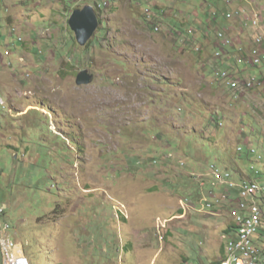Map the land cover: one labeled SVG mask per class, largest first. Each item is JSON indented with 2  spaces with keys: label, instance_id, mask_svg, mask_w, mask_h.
Returning a JSON list of instances; mask_svg holds the SVG:
<instances>
[{
  "label": "rangeland",
  "instance_id": "1",
  "mask_svg": "<svg viewBox=\"0 0 264 264\" xmlns=\"http://www.w3.org/2000/svg\"><path fill=\"white\" fill-rule=\"evenodd\" d=\"M216 1L109 0L86 48L71 0L0 1V264L5 237L29 264L223 259L230 208L192 192L209 189L211 163L230 169L249 148L245 169L264 178V68L248 63L264 0H236L226 31ZM218 32L224 66L262 84L215 78ZM85 69L94 81L77 86Z\"/></svg>",
  "mask_w": 264,
  "mask_h": 264
},
{
  "label": "clouds",
  "instance_id": "2",
  "mask_svg": "<svg viewBox=\"0 0 264 264\" xmlns=\"http://www.w3.org/2000/svg\"><path fill=\"white\" fill-rule=\"evenodd\" d=\"M1 1V0H0ZM74 4H76L77 5V7H75L76 9H83L84 7H86V6H91L93 9H94V11L96 12V14H97V16L99 15V13H97V11L96 10H101L102 12H103V10H104V8H106L107 6H108V4H109V0H94V2H92V3H88V2H80V1H77V0H71ZM219 2L221 1L222 3H224V4H226V5H232V4H234L235 3V1L232 3V4H228V3H226V2H224V1H222V0H218ZM76 9H74V10H76ZM74 10H72L71 11V13L70 14H72V12L74 11ZM146 11V15L147 16H149V18H153L152 17V13H151V11L149 10V9H146L145 10ZM243 13H245V11H242ZM254 13V12H253ZM253 13L251 14V17L249 18V21L251 22V18H252V15H253ZM228 14H232V17H233V12H229V13H226L225 15H224V17L227 19V21H229L230 19L229 18H227V15ZM217 15V17H218V14H216ZM71 16V15H70ZM216 17V18H217ZM70 18V17H69ZM98 20H99V26H100V15H99V17H98ZM217 20H215V22H216ZM251 24H252V22H251ZM152 25L153 26H151V28L155 31V32H157V33H160V31H161V29H160V26H158V25H156L155 24V21L154 22H152ZM253 27V26H252ZM262 27V26H261ZM99 28V27H98ZM156 28H159V30L158 31H156ZM254 28V27H253ZM256 29V28H255ZM14 31H16V29H13ZM98 30V29H97ZM222 30H225L226 31V29H222ZM258 30V29H257ZM74 33V32H73ZM190 34L192 33V31H190L189 32ZM219 33H223V32H218V35H219ZM224 34V33H223ZM75 35V34H74ZM95 35V34H94ZM257 36V35H256ZM255 36V37H256ZM93 38V37H92ZM91 38V39H92ZM218 38H219V36H218ZM91 39L89 40V42L91 41ZM224 39H226V40H228L226 37H225V35H224ZM19 40L21 41V43H22V40L23 39H21V38H19ZM74 40H76V37H75V39ZM194 41V40H193ZM221 41V44L218 46V49H217V52L213 55L214 56V63H215V68H216V70H215V78L216 79H218V77H217V75H216V71L218 70V69H224V70H226V71H229V72H231L232 74H234L235 76H236V78H247V77H255V78H258L259 79V81H260V83L262 84V77H258L257 75L255 76V75H249V76H247V77H244L243 76V74H244V70H242V69H236L235 67H233V66H229L228 68L227 67H225L224 66V61H225V59H226V57H227V54H228V52L226 51V49H228V48H231V42H230V45L229 46H223V41L222 40H220ZM228 41H230V40H228ZM88 42V43H89ZM78 43V42H77ZM87 43V44H88ZM193 43H196L195 41L193 42ZM86 44V45H87ZM86 45L84 46V47H86ZM223 50L224 51V54H223V56H221V57H217L216 56V54L220 51V50ZM196 52L197 53H199L200 52V50H199V47H197L196 48ZM5 55L6 56H10L11 55V52L10 51H8V50H6V52H5ZM254 68H258V67H254ZM263 68H264V65H263ZM85 70H87V69H85ZM83 71V70H82ZM89 71V70H88ZM90 72V71H89ZM80 73V72H79ZM78 73V74H79ZM77 74V75H78ZM92 74V73H91ZM94 76V75H93ZM76 79H77V76H76ZM94 81V80H93ZM218 81L219 82H221L226 88H228L222 81H220L219 79H218ZM93 83V82H92ZM91 83V84H92ZM77 85V84H76ZM90 85V84H89ZM78 86V85H77ZM82 86H86V85H82ZM261 86V85H260ZM256 87H258V86H256ZM255 87V88H256ZM255 88H253V89H255ZM229 89V88H228ZM230 90V89H229ZM252 90V89H251ZM230 91H233V90H230ZM246 91H250V90H246ZM239 92V91H238ZM238 92H235V93H238ZM246 147V146H245ZM244 148L243 147H240L239 148V151H242ZM244 154H247V156L249 155V158L250 159H252L253 158V156L254 155H257V150L255 149V148H249V150L248 149H245V153ZM244 154L242 153V154H239L240 156H241V160L244 158L243 156H244ZM261 156V155H260ZM252 157V158H251ZM249 158H247L246 160H245V163L243 162L244 160H242L241 161V164L239 163V159L236 157V156H234L231 160H230V162H229V166L231 167L230 169H222V168H220L216 163H211L210 165H209V167H210V175H211V177H212V181H209V189L206 191L205 189H206V180H202L201 181V188H202V191L200 192V194H201V199H200V201H203L204 199V193H206V192H208V195L210 196V198L211 199H213V200H217V202H220V200L222 199L223 201H226L227 202V207L228 208H230V211H231V216H232V218H233V223H232V232H231V234H224V240L226 241L225 242V245H224V257H223V259H221L219 262H221L222 260H224L226 257H227V246H228V243L230 242V241H234V240H237V229H238V227H237V225H236V219H235V217H234V212L235 211H237L238 210V205H239V203H241V202H244V203H246V204H248V205H250L251 204V198H243V197H241V194H240V192H241V190H240V186L241 185H243V184H246V183H248V182H255V183H257V184H263L264 185V178H263V180H261L262 178H258V176L259 175H261V174H263L262 172H258V171H256V169L254 168H252L251 167V170H246L245 169V165H246V162L248 161V160H250ZM261 159H262V156H261ZM261 159H260V161H261ZM243 162V163H242ZM184 165V163H182V166ZM233 173H235L236 174V176H235V174H233ZM192 173V172H191ZM216 173H219L223 178H224V180H221V179H219V178H217L216 177ZM226 175H229V177L227 178L226 177ZM246 175H247V177H246ZM252 176H255L256 177V180L255 179H252ZM193 176H191V178H192ZM205 178H207V179H209V177H205ZM192 179H194V178H192ZM203 179V178H202ZM195 180V179H194ZM196 181V180H195ZM197 184H198V182H197ZM231 184H233V186L231 185ZM218 197H219V200H218ZM258 199H256V200H258V203H259V205H260V207H261V209H262V215H263V222H264V196H261V197H257ZM205 207H207V208H212V204H209V203H206L205 205H204ZM0 213H4V209H2V210H0ZM231 226H229L227 229H229ZM8 228H10L8 225L5 227V230L7 231L8 230ZM226 229V230H227ZM260 236H261V239L262 240H264V228H262V229H259V231L256 233V234H254L253 235V237H252V244H253V247L258 251V252H260V256H261V258H263L264 257V253H261V249L260 248H257L256 247V245H255V241H257V239H259L260 238ZM4 239H10L9 237H5V238H2V240H4ZM260 244H262V245H264L263 244V242H259ZM1 245H2V241H1ZM15 245V244H14ZM15 247H16V245H15ZM15 247H14V249H15ZM2 253H3V251H2ZM23 260H24V262H25V264H29L28 263V260L25 258V256L23 255ZM219 262H217V263H215V264H219ZM19 264H21L20 262H19Z\"/></svg>",
  "mask_w": 264,
  "mask_h": 264
},
{
  "label": "bare ground",
  "instance_id": "3",
  "mask_svg": "<svg viewBox=\"0 0 264 264\" xmlns=\"http://www.w3.org/2000/svg\"><path fill=\"white\" fill-rule=\"evenodd\" d=\"M253 25H254V28L260 29L262 26V23L260 19L256 18L253 21ZM158 30L159 29L156 28V31ZM262 41L264 42V32L258 33L257 36L255 37L254 45L258 48L256 50L257 52H264V43ZM256 51L254 52V55L256 54ZM257 81H259L258 78H257ZM253 84L254 83H251L248 80L242 81L240 80V78H236V77L226 78V85H229V87L232 88L230 90H233V91L251 90L250 87H252ZM244 185H255V186H253V192L247 193V198H251V204L248 205L244 202H241V208H240L239 214L236 216V211L233 214L236 219V225L238 227L237 234L247 232L248 226L261 227V229L264 228L262 209L258 203V200H256L258 199L257 197L264 196V185L263 184L257 185V183L255 182H248ZM256 195L258 196L256 197ZM4 241L5 239L2 240V251H3V255L5 259L4 264H8L6 261V251H5ZM14 255L17 259H19V262L21 264H25L23 260L24 258L23 254L19 246L15 247ZM237 257H238V250L232 249V243L230 241L227 246V257L221 262H219V264H234L235 258ZM240 261H249V264H264V257L261 258L260 252L256 250V251H253L251 254H240Z\"/></svg>",
  "mask_w": 264,
  "mask_h": 264
},
{
  "label": "built area",
  "instance_id": "4",
  "mask_svg": "<svg viewBox=\"0 0 264 264\" xmlns=\"http://www.w3.org/2000/svg\"><path fill=\"white\" fill-rule=\"evenodd\" d=\"M80 2H88L92 3L94 0H78ZM228 4H232L235 0H222ZM232 14H228L227 18H231ZM254 20H251L253 22ZM159 29V28H158ZM219 39L223 41V46H229L230 41L224 39V34L219 33ZM262 39V38H261ZM263 42V41H262ZM264 43V42H263ZM222 52H224L222 49L216 54V56L219 58L222 56ZM239 63H243L244 61L239 60ZM248 63L252 67H261L264 65V52H257L255 55H250ZM216 75L220 81H222L226 85V78L229 77H236L234 74H232L229 71H226L224 69H218L216 71ZM251 83L257 84V78L255 77H247L243 78ZM229 89H232L229 87V85H226ZM216 177L224 180V178L219 174L216 173ZM228 178L229 175H226ZM233 186V184H231ZM257 185H262V184H257ZM253 186L255 185H241L239 188L241 190V197L247 198V193L248 192H253ZM258 195H256L257 197ZM241 208V203L238 205V210L236 211V216L239 214ZM261 227H253V226H248V231L243 232V233H238L237 234V240L231 241L232 243V249L238 250V257L235 258L234 264H249V261H240V254H251L253 251H256V249L253 247L252 244V237L254 234H256ZM5 245V251H6V261L8 264H19V259H17L14 255V243L10 239H5L4 241Z\"/></svg>",
  "mask_w": 264,
  "mask_h": 264
},
{
  "label": "water",
  "instance_id": "5",
  "mask_svg": "<svg viewBox=\"0 0 264 264\" xmlns=\"http://www.w3.org/2000/svg\"><path fill=\"white\" fill-rule=\"evenodd\" d=\"M68 23L75 34L76 41L82 47L89 42L99 27L98 16L91 6L74 10ZM93 80V74L88 70H83L77 75L76 84L78 86L89 85Z\"/></svg>",
  "mask_w": 264,
  "mask_h": 264
},
{
  "label": "trees",
  "instance_id": "6",
  "mask_svg": "<svg viewBox=\"0 0 264 264\" xmlns=\"http://www.w3.org/2000/svg\"><path fill=\"white\" fill-rule=\"evenodd\" d=\"M97 11V13H99V15H100V17H102V11L101 10H96ZM215 20H218V17L217 18H215ZM100 24H101V22H100ZM90 43V42H89ZM87 44L86 45V47H89V45L90 44ZM85 47V48H86ZM218 125V124H217ZM250 159V158H249ZM243 160V159H242ZM244 162V161H243ZM194 188L196 189L194 192H192V194H193V197H195V198H198V192L200 193L201 191H202V188H201V186H200V184L198 183L197 185H195L194 186ZM190 189H191V187H190ZM200 198V197H199ZM233 227L231 226L229 229H227L226 231H225V234H230L231 232H232V229ZM259 242H263V244H264V240H262L261 239V236H260V238L257 240V241H255V245H256V247L257 248H260L261 249V253H264V245H262V244H260Z\"/></svg>",
  "mask_w": 264,
  "mask_h": 264
},
{
  "label": "crops",
  "instance_id": "7",
  "mask_svg": "<svg viewBox=\"0 0 264 264\" xmlns=\"http://www.w3.org/2000/svg\"><path fill=\"white\" fill-rule=\"evenodd\" d=\"M216 4H218V6L216 7V8H218V11L219 12H221V14H219V13H217L218 14V16L219 15H221L222 16V19L221 20H217V21H221L220 23H218V24H220V26L222 27V29L224 28V29H226L227 30V26H226V23L228 22L227 21V19L224 17V15L226 14V13H231V12H233V10H235V6H234V4H232V5H226V4H224V3H222L221 1L219 2L218 0L216 1ZM224 24V26H222ZM228 24V23H227ZM258 240V239H257Z\"/></svg>",
  "mask_w": 264,
  "mask_h": 264
}]
</instances>
